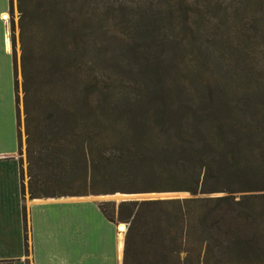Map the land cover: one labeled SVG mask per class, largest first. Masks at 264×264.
Returning a JSON list of instances; mask_svg holds the SVG:
<instances>
[{
	"label": "trees",
	"instance_id": "obj_1",
	"mask_svg": "<svg viewBox=\"0 0 264 264\" xmlns=\"http://www.w3.org/2000/svg\"><path fill=\"white\" fill-rule=\"evenodd\" d=\"M14 6L27 198L185 192L97 204L121 264L264 263V0Z\"/></svg>",
	"mask_w": 264,
	"mask_h": 264
},
{
	"label": "crops",
	"instance_id": "obj_2",
	"mask_svg": "<svg viewBox=\"0 0 264 264\" xmlns=\"http://www.w3.org/2000/svg\"><path fill=\"white\" fill-rule=\"evenodd\" d=\"M8 18V0H0V264H121L123 231L98 210L104 196L23 199L20 194Z\"/></svg>",
	"mask_w": 264,
	"mask_h": 264
},
{
	"label": "rangeland",
	"instance_id": "obj_3",
	"mask_svg": "<svg viewBox=\"0 0 264 264\" xmlns=\"http://www.w3.org/2000/svg\"><path fill=\"white\" fill-rule=\"evenodd\" d=\"M10 18L14 24V36L16 35V11L14 6V0H12V11L10 14ZM9 20V18H8ZM16 57H17V46L15 45ZM16 71H15V86H16V94H17V111H18V129H19V141L20 147L19 151L16 154L17 157L21 160V183L23 186V199L27 198L26 194V175H25V157H24V135H23V116H22V105H21V90H20V75L18 68V61L16 58ZM105 197V201L102 202H113L116 205L120 200H154V199H165V198H183L187 197V193L185 192H174V191H166V192H144V193H113V194H101ZM101 203V202H100ZM124 225V230H119L118 232L124 233L126 225L124 223H117ZM120 229H122L120 225ZM28 256V254H27ZM26 256V257H27ZM28 262V261H27Z\"/></svg>",
	"mask_w": 264,
	"mask_h": 264
},
{
	"label": "water",
	"instance_id": "obj_4",
	"mask_svg": "<svg viewBox=\"0 0 264 264\" xmlns=\"http://www.w3.org/2000/svg\"><path fill=\"white\" fill-rule=\"evenodd\" d=\"M120 201H124V200H120ZM119 225H121V227H122V230H124V225H122V224H119ZM119 225L117 226V227H118V229H119Z\"/></svg>",
	"mask_w": 264,
	"mask_h": 264
}]
</instances>
